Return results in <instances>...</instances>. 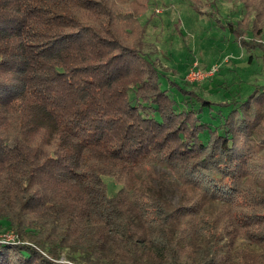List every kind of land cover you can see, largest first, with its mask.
<instances>
[{"label":"trees","instance_id":"obj_1","mask_svg":"<svg viewBox=\"0 0 264 264\" xmlns=\"http://www.w3.org/2000/svg\"><path fill=\"white\" fill-rule=\"evenodd\" d=\"M151 1L0 0V220L25 241L1 242L0 264H226L218 243L236 234L264 248V85L217 101L169 76L143 46ZM191 1L264 61V0L235 20ZM151 165L221 201L225 224L139 187ZM186 216L215 245L197 258L172 246Z\"/></svg>","mask_w":264,"mask_h":264},{"label":"rangeland","instance_id":"obj_2","mask_svg":"<svg viewBox=\"0 0 264 264\" xmlns=\"http://www.w3.org/2000/svg\"><path fill=\"white\" fill-rule=\"evenodd\" d=\"M117 1L128 7L137 0ZM134 6L135 4H132V7ZM200 6L205 10L217 7H212L209 2H202ZM218 7V14L222 15V18L230 17L234 20L241 18L245 11L240 0H220ZM249 11L247 9L246 15ZM153 12L155 14H152ZM139 20L143 24L146 23L144 50L151 53L152 57L157 60L159 67L166 71L169 76H176L179 79L185 77L189 82L203 86L202 90H204L206 97L220 101L227 97L228 91L226 89L239 87L242 90L241 93L245 94L255 91L260 85H264V61L260 56V51H251L254 53L255 63L250 64L248 62L250 52L241 46L230 30V26L227 24V26H223L218 23L215 13L212 15L211 13L198 12L192 6L191 0H152L149 10L140 13ZM247 34L243 32L244 37ZM226 57H229L227 61H225ZM215 63L220 65L218 64L213 73L206 74L207 69L204 65L208 68ZM195 64L201 71H191L195 69ZM238 82L239 85L237 86ZM215 83L219 86H215ZM195 88L197 89V86ZM262 127L263 125L260 124L259 128L262 129ZM260 153L264 155V148ZM151 169L152 171L140 169L136 172L137 185L153 192H160L171 207L178 206L188 199L202 198L198 195V190L193 192L182 191L180 182L169 168L154 165ZM107 181L110 184L111 193H115L120 184L109 178ZM259 188L263 189L262 186ZM201 201H203L204 212L213 217L220 214L221 217L218 216V219L223 226L227 218L223 216L222 202L204 199ZM199 220L198 217L186 216L183 218L182 224L172 227L176 230V234H179L178 236L181 237L185 234L184 237H187L186 240L178 238L172 242V246H175L180 252L186 253L185 255L180 254L181 259L184 256L197 258L203 255L204 251L206 253L210 249V245L215 248V245L205 236H199L200 234L195 233V229L190 230L192 225H195ZM240 235L236 234L233 239L219 240L218 244L225 248L223 257H227L229 261L226 264H245L247 261L252 263L256 254L264 251L262 245ZM1 242L21 243L25 241L21 240L16 232L7 228L5 222L0 220ZM58 261H69L65 252ZM99 264L111 263L105 259L101 260Z\"/></svg>","mask_w":264,"mask_h":264},{"label":"built area","instance_id":"obj_3","mask_svg":"<svg viewBox=\"0 0 264 264\" xmlns=\"http://www.w3.org/2000/svg\"><path fill=\"white\" fill-rule=\"evenodd\" d=\"M228 59H229V57H226V58H225V61H227ZM218 64H219V63H218ZM218 64L215 63V64H212V65H211L210 67H208V68L206 67L207 70L205 71V73H206V74H211V73H213V72L217 69ZM219 65H220V64H219ZM194 68H195V69H192L191 71H195V72L201 71V70L197 67L196 64H195ZM191 71H190V72H191ZM202 72H203V71H202ZM206 74H205V75H206ZM205 75H203V76H205ZM203 76H202V77H203Z\"/></svg>","mask_w":264,"mask_h":264}]
</instances>
